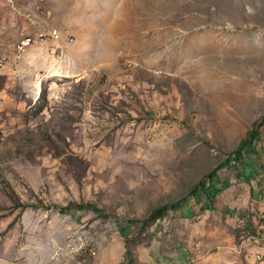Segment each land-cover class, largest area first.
<instances>
[{"label":"rangeland","instance_id":"1","mask_svg":"<svg viewBox=\"0 0 264 264\" xmlns=\"http://www.w3.org/2000/svg\"><path fill=\"white\" fill-rule=\"evenodd\" d=\"M263 115L264 0H0V264H264Z\"/></svg>","mask_w":264,"mask_h":264},{"label":"trees","instance_id":"2","mask_svg":"<svg viewBox=\"0 0 264 264\" xmlns=\"http://www.w3.org/2000/svg\"><path fill=\"white\" fill-rule=\"evenodd\" d=\"M263 134L264 115L257 122H255V124L246 132L245 136L239 141L237 147L229 154V157L227 158L225 164L229 166H237L238 164H241L244 167L245 171H250L249 177L250 175H253L255 172H257V167L255 166V163L250 162L249 160V153L253 152L255 154H260L259 148H262L263 146ZM238 178L241 179L240 176ZM211 184L212 183L210 179L202 180L199 184H197L192 199H197L198 204L202 205L201 196L204 195L208 199V202L213 204L214 197L209 191L212 186ZM186 203L188 204L187 201ZM181 205L182 202L178 201L173 204L172 208L178 211ZM165 213L166 207H161L153 211L145 221H153L157 219L158 216H163Z\"/></svg>","mask_w":264,"mask_h":264},{"label":"built area","instance_id":"3","mask_svg":"<svg viewBox=\"0 0 264 264\" xmlns=\"http://www.w3.org/2000/svg\"><path fill=\"white\" fill-rule=\"evenodd\" d=\"M57 32H58L57 30H53L52 35L53 36H56L57 35Z\"/></svg>","mask_w":264,"mask_h":264}]
</instances>
